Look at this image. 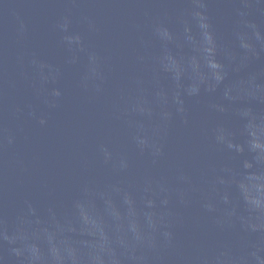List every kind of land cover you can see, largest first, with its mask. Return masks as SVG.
<instances>
[{
    "label": "water",
    "instance_id": "1",
    "mask_svg": "<svg viewBox=\"0 0 264 264\" xmlns=\"http://www.w3.org/2000/svg\"><path fill=\"white\" fill-rule=\"evenodd\" d=\"M0 264H264V0H0Z\"/></svg>",
    "mask_w": 264,
    "mask_h": 264
}]
</instances>
